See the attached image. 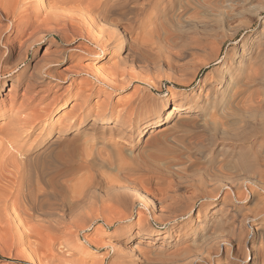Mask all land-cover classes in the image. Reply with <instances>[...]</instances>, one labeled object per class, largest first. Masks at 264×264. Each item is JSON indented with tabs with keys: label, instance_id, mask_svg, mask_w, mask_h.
<instances>
[{
	"label": "rangeland",
	"instance_id": "obj_1",
	"mask_svg": "<svg viewBox=\"0 0 264 264\" xmlns=\"http://www.w3.org/2000/svg\"><path fill=\"white\" fill-rule=\"evenodd\" d=\"M7 1L20 6L19 22L0 13V129L32 107L41 114L32 126L16 122L0 145V264H264V0H136L141 21L104 52L87 0ZM23 57L25 76L1 73ZM106 73L121 85L103 82ZM185 103L198 110L147 130ZM67 111L76 115L64 123ZM59 124L68 127L55 151L75 142L80 154L52 182L73 209L47 226L51 214L10 189L7 154L33 155ZM140 231L159 234L129 238Z\"/></svg>",
	"mask_w": 264,
	"mask_h": 264
},
{
	"label": "bare ground",
	"instance_id": "obj_2",
	"mask_svg": "<svg viewBox=\"0 0 264 264\" xmlns=\"http://www.w3.org/2000/svg\"><path fill=\"white\" fill-rule=\"evenodd\" d=\"M21 1V0H20ZM37 1V0H36ZM36 1H34V3L36 4ZM63 0H50V2H53L52 3V7L55 5H57L59 2H62ZM67 1V0H66ZM78 2L80 0H77ZM82 1V0H81ZM17 2V1H16ZM30 2V1H29ZM32 2V0H31ZM30 2V3H31ZM40 4L43 3V0H39ZM46 2V1H45ZM44 2V3H45ZM49 2V1H47ZM49 2V3H50ZM64 2V1H63ZM69 2V1H68ZM21 2L18 1V3H16V6L18 4H20ZM27 3V2H26ZM24 3V4H26ZM34 3H31V4H34ZM49 3H46V6L49 7ZM87 8H84V9H87L89 12L91 10V12L93 11V14L94 16L91 15V17H88L86 16V19H89L93 17V21H92V27L93 29H90V31L94 32L95 33V36H91L92 40H94V43H96L95 45L98 46L102 52L105 51L106 48H114L116 50V48L118 49V47L120 46L119 43L120 42H124L125 40H128L127 39V36H126V33L128 32L127 30H129L130 27L133 26V24L135 22H140L142 17H143V8L140 7V8H136L135 6V3H136V0H90L88 2L87 0ZM22 4V3H21ZM38 4V3H37ZM48 4V5H47ZM65 4V2L63 3ZM67 4V2H66ZM30 5V4H29ZM39 5V4H38ZM20 6V5H19ZM18 6V8H19ZM22 6V5H21ZM32 5L30 6H27L26 9H28V7L30 8ZM35 6V5H34ZM54 6V7H55ZM61 5H59L60 7ZM76 6V5H75ZM26 7V6H24ZM23 7V9L25 10V8ZM38 7V6H37ZM43 7V6H42ZM51 7V6H50ZM53 7V8H54ZM77 7V10L79 9H82L81 7L76 6ZM76 7H75V10H76ZM16 7L15 9V6H14V9L10 8L9 5H8V1L7 0H0V13L3 15V16H6L7 19H8V15H12L13 19L11 20V22L13 21H17L19 22V19H18V14H17V9ZM40 8V7H39ZM44 9H46L45 7H43ZM56 8V7H55ZM54 8V9H55ZM61 8H63V5L61 6ZM79 8V9H78ZM21 9V7H20ZM19 9V10H20ZM49 9V8H47ZM22 10V9H21ZM31 10V9H30ZM39 10V9H38ZM66 10V9H65ZM69 10V9H68ZM67 10V11H68ZM25 11H28V10H25ZM24 11V12H25ZM44 11V10H43ZM43 11H41L43 13ZM46 11V10H45ZM86 11V10H85ZM83 10V12H85ZM49 12V11H47ZM81 12V10H80ZM21 13V12H20ZM29 13V12H28ZM41 13V15H42ZM52 15L53 12H51ZM56 13V12H55ZM79 13V12H78ZM27 14V13H24V15ZM37 15L39 14L38 12L36 13ZM35 14V15H36ZM46 13L44 12V15ZM60 14V13H59ZM63 14V13H62ZM89 14V13H88ZM28 15V14H27ZM26 15V16H27ZM40 15V14H39ZM38 15V16H39ZM40 15V16H41ZM85 15H87L85 13ZM83 15V16H85ZM1 16V15H0ZM82 16V17H83ZM90 16V15H89ZM20 17H23V16H20ZM19 17V18H20ZM28 17V16H27ZM37 18V16H35ZM46 17V15H45ZM44 17V18H45ZM88 17V18H87ZM1 18V17H0ZM23 19V18H21ZM27 19V18H26ZM51 22L52 20L54 21V19H59V17L57 18V16L55 18L51 17ZM90 19V21H91ZM28 21V20H27ZM37 21L40 22V19L38 18ZM50 21V20H49ZM56 21V20H55ZM83 21V20H82ZM10 22V21H9ZM8 22V23H9ZM23 22V21H22ZM21 22V23H22ZM71 22V21H70ZM97 22H100L99 25H96ZM8 27H6V31L5 33L7 34V37L5 38H8V35L11 33V30H12V27H13V23L11 24V27H9L10 24H8ZM20 23V24H21ZM33 23V22H32ZM41 23V22H40ZM43 23V22H42ZM19 24V25H20ZM84 24H87V23H84ZM6 25V26H7ZM17 25V24H16ZM29 25V24H27ZM26 25V26H27ZM32 27L35 26L34 24H31ZM37 25V23H36ZM39 25V24H38ZM44 25V24H42ZM90 25V26H91ZM40 26V25H39ZM72 26V25H71ZM87 26V25H86ZM83 27V26H81ZM85 27V26H84ZM84 27L82 29H84ZM27 28V27H26ZM37 28V27H36ZM36 28L33 27V31L35 32ZM38 30V29H37ZM86 31V30H85ZM88 31V29H87ZM4 32V31H3ZM2 33V31H1ZM23 33V32H22ZM91 34V32H89ZM2 35V34H1ZM88 35V34H87ZM90 36V35H89ZM3 39V38H2ZM7 39H5V42L4 44H7L6 43ZM35 43V41H33ZM31 41V43H33ZM22 43V42H21ZM29 43V44H31ZM23 44V43H22ZM28 44V43H27ZM122 44V43H120ZM126 44V43H125ZM51 45V44H50ZM0 46H3V43L0 42ZM12 46V45H11ZM27 46V45H26ZM13 47V46H12ZM29 48V45L28 47L25 48V51H24V55H26L28 53V51L30 50ZM131 49V48H130ZM110 50V49H109ZM132 50V49H131ZM127 51H129L127 49ZM132 53V51H131ZM29 55V53H28ZM9 55L4 58V61H7ZM25 59L26 57H23L21 58L19 61H17L14 65L10 66V67H3V69H1V73H7L9 72L10 76H14L16 73H18L17 75H24V72L20 71V64L21 65H26L25 64ZM5 63V62H4ZM46 64V63H45ZM4 66V65H3ZM44 66V65H43ZM46 68V67H45ZM20 71V72H19ZM43 71V70H42ZM44 74V73H43ZM110 75L106 73V77H104L102 79L103 82L107 81V82H110V84L112 85H115V86H119L121 85V82L119 83L115 81V78L113 77L112 78V75L109 77ZM22 77V76H21ZM114 80V81H113ZM111 85V86H112ZM114 86V87H115ZM23 106V104H22ZM10 107H13V106H10ZM20 107V106H19ZM14 108V107H13ZM23 108V107H22ZM38 109V108H37ZM32 112L25 115L24 117H16L15 114L14 116H10L8 117V121L6 122L7 123V126L4 128V129H0V135L3 134V136L0 137V145H5L6 142L5 140L9 137V136H13V134H11V130L14 129L17 125L16 122H20L21 125H29L28 123L32 125L36 124V122H39L40 120V110L38 109V111H35V109H33V107L31 108ZM42 110V109H41ZM198 108L197 107H192L191 106V103H185V104H173L171 106H169L167 109L163 110V111H160L159 113H157L154 118L146 125L148 126L147 130L149 132H153L154 130H156L157 128L161 127L164 122L167 120L168 117H170L171 115L173 114H177V115H183L185 113H189V112H195L197 111ZM45 111V109H44ZM1 112V111H0ZM12 112V111H11ZM40 112V113H39ZM2 113V112H1ZM4 113H5V110H4ZM16 113V112H15ZM74 112H72L73 114ZM6 114V113H5ZM19 115V113H17ZM3 115V114H2ZM43 115V114H42ZM41 115V116H42ZM76 115V114H74ZM74 115H70L68 114V111H67V114H64L63 117L61 118V120L65 123V122H71L74 118ZM85 115V114H83ZM152 116V115H151ZM1 118V117H0ZM77 118V117H76ZM57 119V118H56ZM81 119H83V116L81 117ZM59 121V120H58ZM60 121V122H62ZM62 122V123H63ZM116 122V121H115ZM5 123V124H6ZM16 124V125H15ZM70 124V123H69ZM75 124V123H73ZM54 125V124H53ZM60 125V124H59ZM59 125H58V128H59ZM80 125H81V122L76 124L75 126V129H76V133H78L77 130H79L80 128ZM30 126V127H31ZM18 127V125H17ZM24 128H21L24 130H26L25 126H23ZM61 127V125H60ZM68 126H65L64 128H57L58 131H57V134L55 135L54 138L52 139H49L47 140L43 145H41V147L38 149V151H36V153L34 152L33 155H25L24 153H19V154H16L14 153L13 155L14 156H11L7 154L8 158L12 157L11 158V162H10V166L12 167V180L9 179L7 180V182L10 184V189H13L15 190L16 192V195H18L19 197L18 198H21L23 202H25V207L32 211V212H36V213H39V212H45L46 214L48 213L50 215V217L52 216V214L56 215L57 212H61V214H64L62 212L66 211V210H69V211H72L71 208L72 207L68 204V202L65 200V197L63 195V197H61L62 195L60 196H57V192L55 193L56 189L54 190V187H53V180L54 179H57L58 176H62V172L60 173V169L65 167V166H68L70 165V163L74 160V157L76 156L75 154H80L79 152H76L74 153L73 151V148L75 149L76 145L78 144H74L75 142L73 143H68L66 140V146L64 148L62 147H59L62 148L61 150H59L58 152H56L55 148H57L56 146L62 141L63 139V136L61 137L60 134H62L66 128ZM93 127V123H90L89 124V127L87 128H91ZM2 128V127H1ZM28 128V127H27ZM101 129H109V130H112L114 128V124H108V125H101L100 127ZM20 129V127L18 128V130ZM48 129V128H47ZM84 129V128H83ZM21 130V133L22 131ZM51 130V129H49ZM14 131V130H13ZM27 131V130H26ZM80 131V130H79ZM16 132V131H15ZM20 132V131H18ZM87 132V131H86ZM85 132V134H86ZM20 133V134H21ZM48 133V132H47ZM50 133V132H49ZM81 135H82V132H80ZM15 135V134H14ZM43 135V133H42ZM47 136V135H46ZM49 137V136H48ZM67 137V136H66ZM10 138V137H9ZM14 138V137H13ZM66 139V138H65ZM68 140V139H67ZM42 141V140H41ZM72 142V141H70ZM126 142V141H125ZM63 143V142H62ZM64 143V144H65ZM61 144V143H60ZM63 144V146H64ZM68 144V145H67ZM75 146H74V145ZM82 145L84 143H81ZM2 145V147H3ZM80 145V147L82 146ZM60 146V145H58ZM79 146V145H78ZM6 147L7 145L4 147L5 150H6ZM38 147V146H37ZM79 147V148H80ZM85 147V146H83ZM79 148L78 151H79ZM82 149V147H81ZM5 150H1V146H0V153H3L5 154ZM83 150V149H82ZM81 150V151H82ZM86 150V149H85ZM7 151V150H6ZM80 151V152H81ZM10 152V151H9ZM33 152V151H32ZM18 153V152H17ZM27 154V152H26ZM82 154L84 155L85 154V151L82 152ZM80 155V160L81 162L83 163H87L85 162V157L87 155ZM0 154V159L2 155ZM75 155V156H74ZM79 155H77L78 157ZM6 157V156H5ZM4 158V157H3ZM79 158V157H78ZM7 159V158H5ZM4 159V160H5ZM76 159V158H75ZM8 161V160H6ZM1 162V161H0ZM9 162V161H8ZM4 163V161L2 162V164ZM8 165V164H7ZM3 167V166H2ZM4 171V170H3ZM1 179H5L6 180V177L4 176V174L0 171V180ZM132 189V188H131ZM134 191V190H133ZM135 194L138 195V197L140 198V200L144 203V204H149L151 203V200L150 198L148 197V195L145 193V192H139L135 189ZM11 194V193H10ZM59 195V194H58ZM152 204V203H151ZM150 204V206H151ZM2 205V204H1ZM146 205V206H147ZM22 206V205H21ZM20 206V207H21ZM19 207V209H21ZM24 207V205H23ZM2 208V206L0 207V209ZM18 209V207H16ZM73 209V208H72ZM48 218V221H47V226H48V223L50 225H54V222H55V218L54 217H51V219L49 218V216H47ZM62 217V216H61ZM54 218V220H53ZM50 219V220H49ZM58 220V219H57ZM49 225V226H50ZM57 225V224H56ZM59 225V224H58ZM141 227V225L139 226ZM51 228V227H50ZM52 229V228H51ZM141 230V229H140ZM153 232V231H152ZM128 232H126L127 234ZM157 234H159V232H154L153 234H146V233H143L142 231L140 232H137L136 234H134L133 236H129V238H131V240H139V239H145V240H148V241H151L153 240L154 236H156ZM139 242V241H138ZM246 247V246H245ZM128 250V248H127ZM126 250V247H124V251H125V255H130L131 254V251H127ZM247 250V249H245ZM244 254L246 255L247 253H245L244 251ZM243 257L242 260L245 259V256ZM136 260V259H135ZM210 260V259H209ZM209 263V262H208Z\"/></svg>",
	"mask_w": 264,
	"mask_h": 264
}]
</instances>
